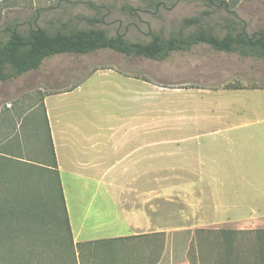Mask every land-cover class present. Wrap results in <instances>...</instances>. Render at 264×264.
Wrapping results in <instances>:
<instances>
[{
  "label": "crops",
  "instance_id": "crops-1",
  "mask_svg": "<svg viewBox=\"0 0 264 264\" xmlns=\"http://www.w3.org/2000/svg\"><path fill=\"white\" fill-rule=\"evenodd\" d=\"M42 101L75 243L164 232L146 264H192L170 258L172 232L264 228V87L103 67Z\"/></svg>",
  "mask_w": 264,
  "mask_h": 264
},
{
  "label": "rangeland",
  "instance_id": "rangeland-1",
  "mask_svg": "<svg viewBox=\"0 0 264 264\" xmlns=\"http://www.w3.org/2000/svg\"><path fill=\"white\" fill-rule=\"evenodd\" d=\"M225 1L228 6L217 8L213 5L217 3L208 5L204 0H0V29L16 21L27 27L37 11L38 22L44 26L52 20L54 25L69 22L70 28L90 27L82 18L96 14L90 3L101 6L100 14H105L104 21L96 23V27L130 41H149L152 32L170 37L179 31L184 18L192 16H201L203 25L219 36L226 34V24L238 20L249 36L264 29V0ZM125 4L138 10L130 14L123 10ZM195 29L191 26L185 32ZM103 67H115L172 88L264 87V57L222 52L205 43L172 51L163 60L128 56L113 49L59 53L45 58L38 69L0 81V152L22 160L14 161L0 174V211L4 213L0 215V264H146L167 244L166 236L160 235L113 241L112 248L101 243L70 246L58 178L50 171L53 198L49 201L59 208L54 227V217L48 211V188L39 182L38 170L27 166L52 162L44 94L73 87ZM16 195L26 198L22 207L29 208V212L25 216L11 209ZM196 228L169 235L170 258L178 260L186 254L193 264H226L221 256L222 245L213 236H198ZM247 254L252 264L254 253Z\"/></svg>",
  "mask_w": 264,
  "mask_h": 264
},
{
  "label": "trees",
  "instance_id": "trees-1",
  "mask_svg": "<svg viewBox=\"0 0 264 264\" xmlns=\"http://www.w3.org/2000/svg\"><path fill=\"white\" fill-rule=\"evenodd\" d=\"M204 2L208 5L217 3L213 4L217 8L220 6H228L225 0H220L219 2L204 0ZM90 5L96 10V14L94 16H82L90 27L70 28L69 22L62 21L59 25H54L52 20L49 21L48 25L44 26L38 22L40 12L37 11L36 15L29 20V25L27 27L23 26V22L16 21L15 23L7 24L4 29H0V81L10 80L27 71L38 69L45 58L55 54L67 52L85 54L98 49H113L128 56H143L151 59L163 60L167 58L172 51L189 50L194 45L205 43L218 51L239 53L241 55L253 56L256 58L264 57V29L249 36L245 30H243L241 20L226 24V34L219 36L210 28L203 25L201 16L186 17L183 19L181 28L176 34L170 37H164L158 32H152V38L149 41L139 42L130 41L121 34L109 35L106 29L96 27V23L104 21L105 14H100L101 6L93 3H90ZM123 10L132 14L137 11L138 8H135L131 4H125L123 5ZM205 12L209 14L211 10H205ZM191 26H196V29L185 32V29ZM48 128L52 145V162L44 165L29 163L27 166L29 165V167L38 170L39 182L48 188V201L53 198V191L51 183L49 182L50 171H53L58 178L66 210L70 246L78 247L85 243H101L112 248L111 243L113 241L139 238L149 239L153 236L166 235V233L160 232L126 238L101 239L75 243L57 168L54 144L49 125ZM0 155L3 159L0 160V174H4L5 171L12 166L11 164L14 161H22L19 156L10 154L5 155L3 152H0ZM24 202H27L24 196L18 197L16 195V201L12 204L11 209L17 210L22 216H25L26 213L29 212V208L25 206L22 207ZM51 202L49 201L48 211L50 215L54 217V227H56V216L59 213V208H57L55 204L52 205ZM0 215L2 217L4 213L0 211ZM194 232L197 235L206 234L215 237L219 244L222 245L223 250L221 249V256L226 264H251L247 257V251L254 253L252 264H264V228L240 230L198 227ZM195 237L199 240L197 236ZM196 242L198 243V241ZM74 252L75 250H73V256ZM190 262L193 264L192 261Z\"/></svg>",
  "mask_w": 264,
  "mask_h": 264
}]
</instances>
